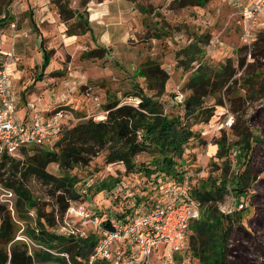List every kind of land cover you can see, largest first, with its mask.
<instances>
[{
	"label": "trees",
	"instance_id": "1",
	"mask_svg": "<svg viewBox=\"0 0 264 264\" xmlns=\"http://www.w3.org/2000/svg\"><path fill=\"white\" fill-rule=\"evenodd\" d=\"M51 1L61 22L67 24L73 21L67 25L66 35L90 33L86 16V6L90 0H79L82 10L72 8L69 0ZM180 1L183 4L193 3L189 0ZM195 1L197 5L206 2ZM9 2L10 0L5 3ZM40 39L42 50L45 53L51 52L45 48L44 38ZM198 42L199 44L195 42L188 46L192 47L187 50L188 63L199 62L180 87L182 97L179 101L174 100L173 94L172 102H166V85L169 83L170 74L158 61L148 58L137 66V74L144 80L145 87L138 83L133 84L132 90L124 95L125 98H136L137 103L128 102L126 99H110L103 106L104 119H82L71 127H64L49 143L22 147L19 150L22 159L17 160L5 152L0 154L1 183L15 195V218L7 206L0 203V264H87L98 242V236L95 233L82 237L50 231L48 228L54 229L56 225L55 213L42 211L28 188V182L34 179L47 187L58 205L56 212L62 217L70 202L86 200L82 192L84 184L80 183L81 180L72 171L80 166H88L94 157L100 155L106 165H123L125 174L143 173L147 177L154 175L160 178L154 181V188L151 187L142 195L150 196L153 202L157 201V187L164 179L183 181L185 169L181 163L185 149L191 139L199 136V129L215 123L211 119L217 106L224 107V99L230 102L233 114L240 112L228 127L234 140L230 141L223 132L215 142V157L222 161L221 174L208 176L193 188H187V196L199 207L198 218L193 219L189 225L187 249L190 261H195L188 264L229 263L228 257L232 248L228 241L239 223L240 210L225 214L219 210L217 204L223 201L229 191L236 194L239 203L245 201L247 192L251 190L256 179L258 169L254 167V160L258 155L259 145L264 142V117L253 130L243 118V107L247 99H262L264 103V72L248 71L236 78L237 68L229 58L217 67L202 61L200 56L203 57L206 53L209 40L201 35ZM246 46L248 45L241 47L240 51H246ZM250 46L253 59H264V27L256 31ZM103 53L104 48L94 47L84 51L82 56L100 58ZM244 61L245 55L239 57L237 66L241 68ZM236 84L245 90V95L238 94ZM208 99L213 102L207 103ZM61 107L65 108L58 106L52 110ZM262 110L264 111V104ZM195 126L197 128L194 129ZM230 143L238 148L234 163L240 170L233 176L232 188L229 190L227 177L231 167ZM142 154L148 157L147 161L137 162L136 158ZM50 165H56L58 174L48 170ZM110 179L94 184V192L111 191L119 178L110 176ZM152 192L153 194H149ZM249 194L254 196L251 192ZM131 207L133 211L129 208L130 211L120 212L114 218L127 221L136 213V206ZM32 212L34 216H31ZM100 216L104 226L109 228L113 218L102 214ZM19 222L26 223L21 235ZM92 264L108 263L98 258Z\"/></svg>",
	"mask_w": 264,
	"mask_h": 264
},
{
	"label": "rangeland",
	"instance_id": "2",
	"mask_svg": "<svg viewBox=\"0 0 264 264\" xmlns=\"http://www.w3.org/2000/svg\"><path fill=\"white\" fill-rule=\"evenodd\" d=\"M7 1L0 0V34L6 41L4 49L10 50L12 47L17 57V60L9 66V74L14 80L18 105H26V102H29L34 105L33 111L36 112L64 106L71 115L65 122V127H71L89 117L94 120L104 119L103 106L110 99L118 98L122 101L126 99L131 102L124 95L132 90L133 84L138 83L145 87L144 80L137 74V66L148 58L158 61L170 74L165 100L171 103L172 95L184 85L195 64L199 62L188 63L187 50L192 48L188 47L190 44L195 42L199 44L198 38L201 35H205L209 42L218 40L213 48H206V53L203 57L200 56L202 61L217 67L229 58L237 68L236 78L248 71L264 72V59L262 57L253 59L250 54L252 46H246V51H240L245 45L241 40L240 24L230 0H206L202 5H197L195 0H189L193 2L192 4H183L180 0H115L110 5V10H118L121 6V9L128 12L124 16L126 24L117 25L115 30L112 26L109 28L110 32H113L110 41L103 44L98 42V33L94 36L93 33L90 32L89 35V32H86L79 35L81 39L77 44L66 43L64 35L67 25L73 22L71 20L62 25L64 30L58 31L61 34L58 37L60 41H55L54 48L51 47L49 53L42 50L41 39L39 42H33L34 31L31 28L33 19L41 14L39 12L43 10L42 5L46 0H10L9 4H6ZM48 1L50 8L56 11L52 1ZM96 1L98 0H90L88 4ZM131 2L135 9L133 12L130 11ZM69 3L74 9L82 10L79 0H69ZM86 16L88 18L87 11ZM113 17L111 21L117 22L118 18L112 20ZM12 22L14 27L11 26ZM126 29L130 30L125 31ZM25 33L27 37H24ZM125 33L128 35L123 37ZM44 46L47 49L50 47L47 40ZM94 47L104 48L102 57L82 56L84 51ZM244 55V64L239 68L238 58ZM238 86L235 85L238 94L245 95V90ZM212 102V99L207 101L210 104ZM263 104L262 99H247L243 107V118L253 130L263 120ZM21 109V107L17 109L18 114L21 113ZM238 114L240 112L234 114L231 112L230 102L224 99V107L217 106L211 119L215 123L212 122L211 126L199 129V136L189 141L181 163L182 168L185 169L182 177L189 176L187 188H193L208 176L215 177L221 174L222 161L215 157L216 151L211 153L210 150L213 146L217 150L215 142L223 132L230 141L234 140L226 121L232 116L234 122ZM231 143L232 152L229 156L231 167L227 177L229 190L232 188L233 176L240 170V167L234 163L238 148ZM12 157L17 160L23 158L20 152ZM136 159L137 162H146L148 157L142 154ZM254 167L258 172L251 190L247 192V206L239 209V223L229 237L228 245L232 248V253L228 257V264H264V142L258 147ZM48 170L58 174L56 165H50ZM72 173L81 180V184H84L82 192L86 200L72 201L70 205L82 204L88 206L90 210L100 212L102 216H110L113 219L120 212L130 211L129 208L133 211L132 205L138 210L150 207L153 199L147 197L148 195L143 197L142 195L151 187L154 188V181L160 180L154 175L147 177L143 173L125 174L123 165H106L100 155L94 157L88 166L77 167ZM110 176L119 178L116 186L111 191L95 193L94 186L101 181L111 180ZM27 185L43 212L54 211L56 225L54 229L49 227L50 231L80 236L75 230L79 229L88 232V235L93 234L91 229L80 225L76 216L67 215L66 211L62 217L58 215L55 197L49 194L45 185L34 179H31ZM250 192L254 196H251ZM14 201V193L1 183L0 178V203L5 204L15 218ZM217 205L221 212L230 214L238 210L239 202L236 194L229 191L223 201ZM31 216H34L33 212ZM31 224L33 226L32 221ZM25 225L26 223L19 222L20 235ZM27 242L31 244L29 240ZM187 244L188 236L185 248L176 253V264L195 263L189 259Z\"/></svg>",
	"mask_w": 264,
	"mask_h": 264
},
{
	"label": "built area",
	"instance_id": "3",
	"mask_svg": "<svg viewBox=\"0 0 264 264\" xmlns=\"http://www.w3.org/2000/svg\"><path fill=\"white\" fill-rule=\"evenodd\" d=\"M230 4L240 22L241 40L249 46L257 29L264 27V0H230ZM11 26L14 27L13 22ZM5 42L0 34V154L15 156L22 147L49 143L71 115L63 107L36 112L34 106H30L27 116L17 118L18 98L9 74V66L17 57L12 47L4 49ZM217 42L211 40L208 49ZM181 97L178 89L174 100L179 101ZM129 100L138 102L136 98ZM231 123L232 116L227 118V127ZM188 177L181 182L164 179L157 187V201L148 208H136V213L127 221L111 219L109 228L104 226L96 211L82 204H71L66 214L76 216L82 227H88L98 236L89 264L98 258L108 264H176V253L185 248L189 225L199 216L198 205L187 196ZM246 206L245 200L239 203L238 210ZM75 230L80 236H87L88 232Z\"/></svg>",
	"mask_w": 264,
	"mask_h": 264
},
{
	"label": "crops",
	"instance_id": "4",
	"mask_svg": "<svg viewBox=\"0 0 264 264\" xmlns=\"http://www.w3.org/2000/svg\"><path fill=\"white\" fill-rule=\"evenodd\" d=\"M114 1L115 0H103V1H96L95 3L90 2L88 4V7H86V11L88 12V21H89L90 32L93 33L94 36H96V34L98 33L99 34L98 42H101L103 44L106 43V41H110L111 40L110 38H113V32H110V29H109V28H111V26L114 27V30H115V27L117 25L126 24V22H125L126 20H124L125 19L124 16H126L128 11L121 9V6H120V9H118V10H114V11L110 10V5H112L114 3ZM48 2L49 1L46 0L43 3V5H42L43 10H41L39 12L41 14L37 18H35V20L31 17L33 19V26L31 28L34 31L33 42H35V43L39 42V39L41 37H43L45 42L47 40V44L50 45V47L48 48V49H50L51 47H53V44L55 43V41H60L58 37L61 36V34H59L58 31L60 29L64 30L63 29L64 27H62V25H64L65 23L61 22L59 20L56 11H54L53 9L50 8V6L48 5ZM72 8H74V7H72ZM133 10H135V9L132 6V2H131L130 11L133 12ZM111 17H113L112 20H116L118 18V21L117 22L111 21ZM238 23L240 24L239 20H238ZM128 30H130V29H126L125 31H128ZM25 35L26 36H24V37H27L26 33H25ZM89 35H90V33H89ZM125 35H128V34L125 33L123 35V37H125ZM80 37L81 36L64 35V38H65L64 41L70 45H71V43L75 45L81 39ZM12 82H13V88H14L15 84H14L13 79H12ZM14 90H15V88H14ZM18 103L19 102L17 101L16 111L20 107L22 109H21V113L19 112L20 114H18V112H17V118L22 119L29 114L30 106H34V105H31L29 102H26V105L24 104V105L20 106V105H18ZM47 110L48 109L41 111V112H45ZM213 147H215V146H213ZM213 147L210 150L211 153H214L216 151V147L215 148H213Z\"/></svg>",
	"mask_w": 264,
	"mask_h": 264
}]
</instances>
